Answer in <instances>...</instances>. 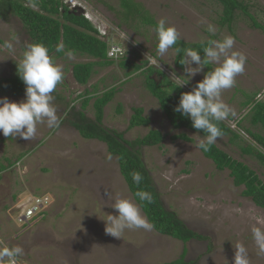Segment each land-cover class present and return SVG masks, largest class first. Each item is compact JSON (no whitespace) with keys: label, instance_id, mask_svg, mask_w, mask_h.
<instances>
[{"label":"rangeland","instance_id":"374dc122","mask_svg":"<svg viewBox=\"0 0 264 264\" xmlns=\"http://www.w3.org/2000/svg\"><path fill=\"white\" fill-rule=\"evenodd\" d=\"M61 1L78 15L84 9L94 26L105 31L103 40L124 46L137 63L150 60L156 68L160 63L158 69L175 83L188 79L179 76L186 75L185 66L180 69L175 65L173 48L163 57L157 55L158 37L153 26L139 20H124L126 14L122 12L120 0ZM133 1L149 11L155 22L164 18L174 25L181 40L188 43L206 42L210 36L206 31L209 24L217 30L212 38L222 39L225 35L235 38L234 50L244 53L247 60L235 84L222 92V100L234 113L226 122L248 116L249 108L242 106L245 94H255L256 98L264 100V32L253 28L240 10L230 25L221 26L222 5L216 0ZM240 1L264 24V0ZM30 41L23 23L0 8V97L16 102L26 98V94L18 97L5 90L1 82L16 74ZM6 42L13 47L7 48ZM54 56L64 71L63 80L52 93L59 126L49 128L46 121L40 123L36 135L29 140L5 137L0 132V169H5L0 172V247H23L24 255L17 264H169L180 258L184 247L186 262L233 264L238 244L246 247L250 264H264V254H259L252 234L253 227H264V209L243 196V187L234 185L228 169H217L197 147L206 136L172 126L158 99L146 88L143 69L127 77L119 62L97 66L89 82L80 85L73 76V65L94 59L69 55V52ZM213 67L215 65H211V69ZM206 72L205 66L182 86L184 90L191 91ZM153 76L159 79L158 75ZM112 86L118 91L105 107L103 126L124 133L129 141L146 136L151 129L162 133L163 143L142 148V159L164 206L175 211L188 228L204 235L205 239H192L184 244L153 228L126 229L120 238L106 232L104 219L109 214H118L112 207L116 199L126 197L137 202L120 173L117 158L108 153L106 144L84 139L67 120L76 119L73 109L74 112L84 110L82 101L86 92L96 98ZM94 101L85 110L92 120ZM136 107L143 108L149 124L128 130ZM242 125L264 136L260 127L250 125L249 117ZM240 130L245 146H255L244 128ZM182 133L192 141L173 139ZM215 145L248 164L264 181V167L254 156L244 154L230 142L228 136L218 138ZM19 155L24 157L17 161ZM12 161L14 164L6 169ZM37 196L52 199L51 207L40 219L20 227L15 219L16 209H19L17 201ZM141 214L147 219L142 209Z\"/></svg>","mask_w":264,"mask_h":264},{"label":"trees","instance_id":"16d2710c","mask_svg":"<svg viewBox=\"0 0 264 264\" xmlns=\"http://www.w3.org/2000/svg\"><path fill=\"white\" fill-rule=\"evenodd\" d=\"M216 1L222 5V16L219 21L221 26L225 23L230 25L237 10H240L249 18L253 28L264 32V24L258 22L254 14L249 12L248 5H244L243 1ZM33 6L37 7V9ZM120 6L123 10L122 12L126 14V17H124L125 21L130 19L139 20L143 24L153 26L156 29L157 22L141 4L133 0H120ZM0 8L5 13L6 11L11 12L23 23L31 40L29 45L42 43L48 47L52 55L62 56L69 52L93 58L94 60L91 62L73 65V76L78 84L86 85L97 66H110L115 62H119L118 64L125 70L127 77L143 69L144 71L142 70V72L146 76V88L158 99L172 126L174 128L183 127L198 132L202 136L207 135L203 130L194 128L190 118L174 110L179 104L181 94L186 92L182 86H177V83L169 79L163 70L154 67L153 64H149L148 60L137 63L131 54L132 52H128L127 56L120 58L118 61L108 59V45L97 37L99 31L91 20L83 15H78L76 11L69 10L61 0H0ZM61 45L63 46V51L56 52V48ZM205 46L206 42L188 43L180 39L172 47L174 50L176 48L182 50L180 55L176 54L175 65L180 69L184 68V65L180 63L183 57V49L191 47L200 50V55L203 57V47ZM131 55L132 57H128ZM206 69L207 71L211 70V65L206 66ZM16 71L12 78L2 80L1 87L16 96H23L26 94V86L18 75V68ZM154 74L158 75L159 79L154 78ZM96 88L94 91H96ZM117 91L118 88L112 86L107 88L101 96H96V100L93 103V111L95 113L93 120L87 116L85 110L91 100L94 99V96L90 92H86L84 95L86 97L82 101L84 110L79 109V111L74 112L75 110L73 109L72 113L76 119H71L70 122L67 120V124L75 128L84 139L97 140L106 144L108 153L117 158L120 173L130 192L156 232L180 240L184 244L192 239H205L204 235L188 228L175 211H171L164 206L150 171L143 161L144 159H142L141 149L161 145L164 140L162 133L159 130L151 129L146 136L129 141L124 138V133H119L115 129L103 126L105 107L112 101ZM245 97L246 101L242 106L249 108L247 117H249L250 125L260 127L264 131V101L257 100L255 94H245ZM118 111L120 112L121 110L119 109ZM143 113V108H133V115L129 121L128 130L149 124V119ZM247 117L238 121V131L233 130L226 120L219 122L218 126L222 130V136H228L230 142L235 143L244 154L254 156L260 165L264 167V136L261 133H255L251 129L243 127L242 122ZM241 128H244L245 134L250 136L251 139L253 138L255 146L250 144L245 146L243 136L240 134L242 133ZM173 139L192 141L184 133L174 136ZM202 152L206 158L212 160L217 169L221 171L228 169L234 185L243 187V196L251 198L255 205L264 209V181L255 170L248 164L234 159L215 144L211 146L209 151L205 152L202 150ZM20 155L17 161L24 157V155L22 157ZM13 164L14 162L12 161L11 164L6 166V169ZM4 170L0 169V172ZM133 172H139L143 177L139 185L132 180ZM137 191H148L153 197L152 202L140 201L135 195ZM185 255L186 248L184 247L180 258L169 264H194L193 262H186L184 259Z\"/></svg>","mask_w":264,"mask_h":264},{"label":"clouds","instance_id":"9594fccd","mask_svg":"<svg viewBox=\"0 0 264 264\" xmlns=\"http://www.w3.org/2000/svg\"><path fill=\"white\" fill-rule=\"evenodd\" d=\"M64 5L66 4L64 3ZM79 15L88 18L84 13V9L82 14ZM98 31L97 37L104 41L105 35L101 34L100 29ZM206 31L210 36L206 41V46L203 47V57L200 55V50L191 47L183 49V57L180 63L185 66L186 75L179 76H186L188 79L178 80L177 86L185 85L194 75L202 72L205 66L215 65V67L208 70L204 74V78L198 81L191 91L181 94L179 104L174 109L181 115L190 118L194 128L207 133L205 139L200 140L197 145L205 152L209 151L217 139L222 136V130L218 126L219 122L234 114L229 105L222 100V92L235 84V78L244 72L247 60L244 53L234 50L235 38L233 36L225 35L222 39L212 38L216 35L217 30L211 24L207 26ZM156 33L158 37L156 51L160 57H163L181 39L177 28L168 24L164 18L158 21ZM104 42L108 45L109 51L110 42ZM5 46L9 49L13 47L9 42H6ZM118 46L124 49V56H127L130 51L120 44ZM62 51V45L56 48V52ZM175 51L177 55H180L182 50L176 48ZM108 59L110 58L108 57ZM149 64H152L150 60ZM156 66L160 68V63ZM18 75L26 86V98L16 102L10 101L7 97H0V132L5 137L19 136L24 140H29L36 135L37 125L40 123L46 121L49 128L59 126L58 108L53 104L54 97L52 93L63 80L64 71L63 66L56 61L55 56L50 53L46 45L33 43L28 45L22 62L18 64ZM256 99L264 101L261 98ZM240 119L242 118L236 121L229 120V126L238 131L237 126ZM142 179L143 177L139 172L132 173V180L135 184L139 185ZM135 195L140 201L151 203L153 199L148 191H137ZM37 198L44 199L37 196L27 199L21 198L17 201L19 209H16V221L17 217L31 207ZM47 200L44 210L39 212L32 219V222H35L38 218L40 219L41 214L46 213L51 207L50 200L52 199L47 198ZM112 207L118 214H109L107 219H104L106 222L105 230L108 234L120 238L126 229H152L153 225L141 214L140 206L132 199L118 198L112 204ZM17 223L20 227L23 226L18 221ZM252 234L259 249V254H264V227H253ZM235 248L233 264H250L246 247L243 244H238ZM23 255L24 249L21 246L0 247V262L17 264L18 259Z\"/></svg>","mask_w":264,"mask_h":264},{"label":"built area","instance_id":"2783aa9c","mask_svg":"<svg viewBox=\"0 0 264 264\" xmlns=\"http://www.w3.org/2000/svg\"><path fill=\"white\" fill-rule=\"evenodd\" d=\"M105 31L101 30V34L104 35ZM125 55V51L123 48L119 47L118 45L111 44L109 51H108V57L112 60H118L119 58H122ZM47 198H37L34 200L32 203V206L29 207L26 211L21 213L17 217V221L23 225L27 226L31 224L32 219L41 211L44 210L46 203H47Z\"/></svg>","mask_w":264,"mask_h":264},{"label":"crops","instance_id":"0c3cea01","mask_svg":"<svg viewBox=\"0 0 264 264\" xmlns=\"http://www.w3.org/2000/svg\"><path fill=\"white\" fill-rule=\"evenodd\" d=\"M73 129V128H72Z\"/></svg>","mask_w":264,"mask_h":264}]
</instances>
